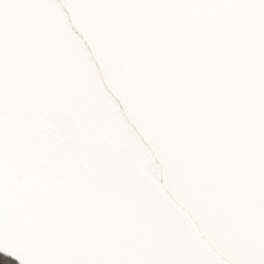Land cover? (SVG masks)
Returning a JSON list of instances; mask_svg holds the SVG:
<instances>
[{
  "label": "snow or ice",
  "instance_id": "6c2138e0",
  "mask_svg": "<svg viewBox=\"0 0 264 264\" xmlns=\"http://www.w3.org/2000/svg\"><path fill=\"white\" fill-rule=\"evenodd\" d=\"M0 264H264V0H0Z\"/></svg>",
  "mask_w": 264,
  "mask_h": 264
}]
</instances>
